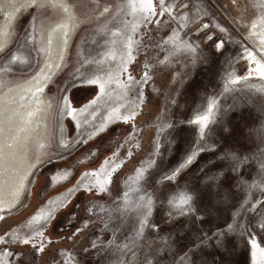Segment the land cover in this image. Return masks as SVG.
<instances>
[{"label": "rangeland", "instance_id": "1", "mask_svg": "<svg viewBox=\"0 0 264 264\" xmlns=\"http://www.w3.org/2000/svg\"><path fill=\"white\" fill-rule=\"evenodd\" d=\"M153 12L130 68L139 112L108 138L122 166L98 192H66L81 169L42 173L0 221V264H264V78L248 57L264 65V0Z\"/></svg>", "mask_w": 264, "mask_h": 264}, {"label": "crops", "instance_id": "2", "mask_svg": "<svg viewBox=\"0 0 264 264\" xmlns=\"http://www.w3.org/2000/svg\"><path fill=\"white\" fill-rule=\"evenodd\" d=\"M22 1L0 0V203L7 204L0 221L38 192L42 173L55 179L59 170L81 169L68 194L107 187L124 162L110 140L114 123L139 112V78L130 68L154 13L148 0ZM58 51L55 67L39 76Z\"/></svg>", "mask_w": 264, "mask_h": 264}, {"label": "snow or ice", "instance_id": "3", "mask_svg": "<svg viewBox=\"0 0 264 264\" xmlns=\"http://www.w3.org/2000/svg\"><path fill=\"white\" fill-rule=\"evenodd\" d=\"M161 6H163V0H161ZM146 7H147V9H148L149 11H152V10H153V4H152L151 0H148V2H147V4H146ZM204 27L207 28L208 25H205ZM261 43L264 44V40H261ZM217 47H218V48H219V47H222V45L218 44ZM248 57L253 61V63H254L255 65H257V67L255 68V71H257V72L260 73V77H261V78H264V65H261L260 62L257 61V60L255 59V57L252 55V53H250V52L248 53ZM89 83L95 84L96 81H95V80H91V81H89ZM103 88H104L103 84H100V90H101V91H103ZM67 103L70 105V101H68ZM92 103L95 104L96 101L94 100V101H92ZM72 111H74V109H72L71 107H69V112H72ZM124 119H125V121H127L128 117H125ZM203 119H204V120H207L208 118H207V117H204ZM199 122H200V121H197V123H199ZM187 162H188V163H191V162H192V161H191V158H189ZM182 166H183V165H181V167H182ZM84 175H89V173H85ZM91 175H92V176H96L97 173L92 172ZM101 191H103V188H101ZM24 243L27 244L28 241L25 240ZM218 246H222V244H221V245H218ZM252 248H253V249H257V248H258V245L255 243V241L252 242ZM255 255H256V252L254 251V252H253V257H255ZM262 255H264V253H262Z\"/></svg>", "mask_w": 264, "mask_h": 264}, {"label": "bare ground", "instance_id": "4", "mask_svg": "<svg viewBox=\"0 0 264 264\" xmlns=\"http://www.w3.org/2000/svg\"><path fill=\"white\" fill-rule=\"evenodd\" d=\"M33 0H23L22 2V4H26V3H29V2H32ZM62 1V0H61ZM11 20V18L8 20V21H10ZM78 22V20H76V23ZM60 55H61V53H60V51H58V52H56V53H53L52 55H51V60H50V62H48L49 63V67L47 68V67H44L41 71H40V73H39V76H41L42 78L46 75V74H48L49 72V70H52L54 67H55V65L58 63V61H59V59H60ZM119 55V54H118ZM106 67V66H105ZM45 68H47L48 70L45 72ZM38 77V76H37ZM46 78V77H45ZM19 108H21L22 109V111H23V106H20V105H17V106H13L12 107V109L13 110H18ZM25 108V107H24ZM31 113L30 111H29V109H28V107H27V110L26 111H24V114L26 115V113ZM29 118V115L27 114L26 115V119H28ZM30 172V170L28 171V173ZM83 182V181H82ZM86 182H87V180H86ZM13 189H14V187L12 188V199H11V204L12 205H14L15 204V200H16V197H15V192L13 191ZM65 198V197H64ZM0 205H1V207H3V206H7V204L6 203H0ZM43 221V220H42ZM41 222V221H40ZM39 222V223H40ZM32 227V226H31ZM9 231V230H8ZM15 231H18V230H15ZM20 232H21V230H20ZM14 233V232H13ZM18 233V232H17Z\"/></svg>", "mask_w": 264, "mask_h": 264}]
</instances>
